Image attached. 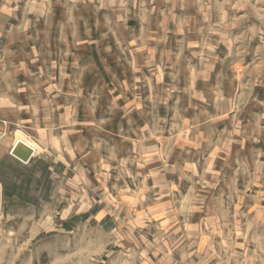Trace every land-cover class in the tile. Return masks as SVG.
I'll list each match as a JSON object with an SVG mask.
<instances>
[{
	"label": "rangeland",
	"instance_id": "obj_1",
	"mask_svg": "<svg viewBox=\"0 0 264 264\" xmlns=\"http://www.w3.org/2000/svg\"><path fill=\"white\" fill-rule=\"evenodd\" d=\"M12 6L29 8L31 24L102 25L76 44L94 35L124 47L126 79L104 59L77 65L83 79L41 80L70 65L41 63L37 43L1 45L34 74L0 95V264H177L170 250L199 216L207 232H230V246L264 250V0ZM135 66L142 94L125 95ZM67 87L78 94L60 95ZM18 139L37 147L35 164L9 156Z\"/></svg>",
	"mask_w": 264,
	"mask_h": 264
},
{
	"label": "crops",
	"instance_id": "obj_2",
	"mask_svg": "<svg viewBox=\"0 0 264 264\" xmlns=\"http://www.w3.org/2000/svg\"><path fill=\"white\" fill-rule=\"evenodd\" d=\"M12 5L13 0H0V47L5 46L7 49H9L14 46L17 47L21 52L23 51V48L25 46L37 43L39 45L38 55L40 56L41 63L70 65L69 71L66 66L64 69L60 67L59 71L40 72L39 75H37V78L41 80H77L78 78L83 79L81 74L79 75L78 73L77 65H88L89 63V65L96 66V68L99 67L101 69V63L103 61H106L104 59H107L109 65H115L113 69L118 73L119 79H126V53L124 47L122 51H120L119 47L109 45L111 42L108 40L104 41L93 39V37H96L94 35H92L90 39L81 40L83 42L80 45L76 44L78 39L85 36L75 33L88 31L99 32L102 25L90 27L86 24H47L45 23V21L40 22V20H38V23L31 24L29 18L31 10L29 8H22L20 11H15ZM87 10L88 9H86L85 11ZM15 16H20L21 22H15ZM24 17H26V19H23ZM63 32H69L70 34L63 35ZM62 42L68 43V45L60 46L59 44H61ZM132 47L134 48L133 62L134 64H140L141 67L142 47L140 45L137 46L134 44ZM63 49L65 52L64 57L62 56ZM19 58L20 59L18 60H13L9 56L8 50L5 51V56L0 55V80L6 81L5 87L0 90V95L5 93L9 94V91L10 93L14 92V87L12 85L13 80L21 78H31L30 75L34 74L32 72L30 73L29 71L28 61L23 59L24 57ZM87 58L90 59L87 60ZM14 63L18 64V67L20 68L12 67L11 69L9 65H14ZM93 69L94 68H92V70ZM105 70L106 69H104V72ZM139 71L140 70H138L135 66V69L132 72L133 75H131V77L129 76V78L133 79L134 82L138 81V83L137 85L134 84V88L132 89V91H127L125 89L123 94L141 96L142 90L140 82L142 76ZM101 72L103 71L101 70ZM86 79L89 78L87 77ZM94 79H96V77ZM86 89L89 88L86 87ZM126 91L128 93H126ZM59 92L60 95L64 94V96L68 95L70 97L76 96L78 94V90L72 87L64 88L63 91L61 89ZM155 92L156 91H154V94H156ZM110 93L119 96L122 94V89L120 90L117 87L116 90L110 91ZM30 94L36 96V93ZM150 94H152V92H150ZM60 101L62 103V100ZM128 102L130 103L131 101L127 99V104ZM32 105L36 107V111L45 108V111L50 112L46 108L47 104L44 101H39L38 99H36L35 101L34 99ZM71 105H69V107ZM128 111H131V109L129 108ZM59 119L61 122L60 116L58 117V119H53L52 117L46 116L45 120L36 116V120H40L41 122L45 121L47 124L56 121L59 122ZM16 143L17 141L13 144L11 148L12 150L14 149ZM9 156L13 160L24 166H30L35 161V159L39 157V153L37 150V153L31 156V158L26 162L12 155L11 151L9 153ZM31 168L34 169L35 166H32ZM200 217L201 216L193 219V221L191 222V224H193L192 227L189 226L190 223H185V233H183L180 238L182 240V244L170 250L172 255L180 257V262L177 264H264V254L261 253L264 252V250H255L253 248H246L244 246H230V232L226 233L222 230L207 232L205 229V218Z\"/></svg>",
	"mask_w": 264,
	"mask_h": 264
},
{
	"label": "bare ground",
	"instance_id": "obj_3",
	"mask_svg": "<svg viewBox=\"0 0 264 264\" xmlns=\"http://www.w3.org/2000/svg\"><path fill=\"white\" fill-rule=\"evenodd\" d=\"M20 145H22L21 149L30 150L32 156L37 153V150H38L37 147L34 145V143L30 141H26L24 139H18L16 145L14 146V148L16 149L15 151H18V148L20 147Z\"/></svg>",
	"mask_w": 264,
	"mask_h": 264
},
{
	"label": "water",
	"instance_id": "obj_4",
	"mask_svg": "<svg viewBox=\"0 0 264 264\" xmlns=\"http://www.w3.org/2000/svg\"><path fill=\"white\" fill-rule=\"evenodd\" d=\"M21 146L22 145H20V147L18 148V151H15L16 149H14V155L17 157V158H19L20 160H22V161H28L30 158H31V156H32V154H31V152H30V150H27L26 151V156H25V158H23L22 156H20V153L22 152V151H20L19 149L21 148Z\"/></svg>",
	"mask_w": 264,
	"mask_h": 264
},
{
	"label": "built area",
	"instance_id": "obj_5",
	"mask_svg": "<svg viewBox=\"0 0 264 264\" xmlns=\"http://www.w3.org/2000/svg\"><path fill=\"white\" fill-rule=\"evenodd\" d=\"M15 149V148H14Z\"/></svg>",
	"mask_w": 264,
	"mask_h": 264
}]
</instances>
